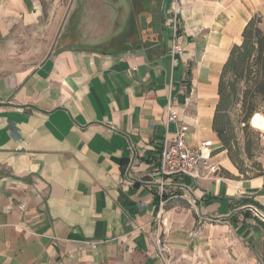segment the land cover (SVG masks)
I'll use <instances>...</instances> for the list:
<instances>
[{"label": "crops", "instance_id": "1", "mask_svg": "<svg viewBox=\"0 0 264 264\" xmlns=\"http://www.w3.org/2000/svg\"><path fill=\"white\" fill-rule=\"evenodd\" d=\"M59 1L0 0V35L35 30ZM163 7L159 45L108 51L110 32L88 17L84 31L72 6L61 47L0 77V264H163L158 237L168 264H264V223L247 208L264 213V166L243 178L213 130L223 67L252 19L264 31V0ZM179 126L192 149L212 143L217 171L169 178L160 197L153 167Z\"/></svg>", "mask_w": 264, "mask_h": 264}, {"label": "rangeland", "instance_id": "2", "mask_svg": "<svg viewBox=\"0 0 264 264\" xmlns=\"http://www.w3.org/2000/svg\"><path fill=\"white\" fill-rule=\"evenodd\" d=\"M165 1L60 0L61 13L54 15V11L51 10L49 14L44 10L42 20L35 30L15 25L0 35V77L12 71L34 68L54 48L61 47L64 43L61 34L66 19L72 12V6H74L72 19L73 16L81 18L84 22V31L87 29V23L90 24L91 19L95 18V21L99 22V25H96L99 32H110L111 36L108 37L110 40L101 41L103 50L115 51L123 47L159 45L160 34L167 19L163 7ZM91 5L93 8L88 7ZM101 17H104V24L100 22ZM68 39L66 42H70ZM232 83L233 78L227 76L225 86ZM242 84L237 86L238 95L244 88ZM229 104L224 119L229 147L226 153L231 157L239 175L249 178L260 173L264 166V133L253 129L250 123L244 128L241 124V104L236 101ZM255 108L256 114L264 116V101L257 100Z\"/></svg>", "mask_w": 264, "mask_h": 264}, {"label": "trees", "instance_id": "3", "mask_svg": "<svg viewBox=\"0 0 264 264\" xmlns=\"http://www.w3.org/2000/svg\"><path fill=\"white\" fill-rule=\"evenodd\" d=\"M259 25L260 19L257 17L247 24L242 33L241 44L232 48L220 76L218 103L213 119V130L222 146L219 151L228 153L229 150L224 123L229 103L236 101L241 104V124L246 128L251 117L256 114L255 102L264 101V31ZM227 76L233 78V83L225 86ZM240 84L244 88L238 95L237 86Z\"/></svg>", "mask_w": 264, "mask_h": 264}, {"label": "built area", "instance_id": "4", "mask_svg": "<svg viewBox=\"0 0 264 264\" xmlns=\"http://www.w3.org/2000/svg\"><path fill=\"white\" fill-rule=\"evenodd\" d=\"M175 18L176 15L173 21V41L169 52L171 55L182 53V49L175 40L177 31V21ZM177 120L178 114L174 110L173 102L169 100L165 107L166 125L171 123L175 124ZM211 147L212 143L206 141L202 143L198 149H192L186 142V133L184 129L180 126L176 129V132L171 138H166L158 152L157 162L152 172L153 176L155 175L159 178L157 189L159 196L162 197L166 181L169 178L190 177L196 179L201 177L199 173L200 169L207 174H214L217 169L210 162L212 153ZM160 205L162 206V203H160ZM247 208L255 218L264 223V213L253 206H248ZM156 220L160 222V214L157 215ZM155 246L158 258L163 264H168L166 260L167 252L160 237L156 239Z\"/></svg>", "mask_w": 264, "mask_h": 264}, {"label": "bare ground", "instance_id": "5", "mask_svg": "<svg viewBox=\"0 0 264 264\" xmlns=\"http://www.w3.org/2000/svg\"><path fill=\"white\" fill-rule=\"evenodd\" d=\"M250 126L253 128V129H256L262 133H264V116L263 115H260V114H254L250 121Z\"/></svg>", "mask_w": 264, "mask_h": 264}]
</instances>
